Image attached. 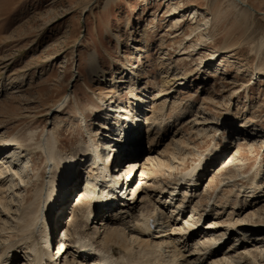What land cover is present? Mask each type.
Masks as SVG:
<instances>
[{
    "label": "rangeland",
    "instance_id": "374dc122",
    "mask_svg": "<svg viewBox=\"0 0 264 264\" xmlns=\"http://www.w3.org/2000/svg\"><path fill=\"white\" fill-rule=\"evenodd\" d=\"M233 1L0 0V142L16 137L28 150L17 163L18 206L36 212L47 182H56L58 167L46 163L45 142L51 131L61 155L69 156L88 141L86 129L93 132L96 149L104 136L119 135L116 121L124 126L127 115L141 134L137 168L128 183L144 207H159L199 160L210 161L205 162V173L195 177L202 204L216 196L221 181L226 184L217 203H227L222 219L232 211L234 200L242 201L252 192L259 195L248 180L259 170L255 182L264 179V0ZM160 88L168 93L164 106L152 100ZM64 100L60 112L55 111ZM101 103L103 109L117 107L120 118L106 120L114 114L105 116ZM151 115L157 123L165 121L166 133L157 154L151 155L160 166L146 165L143 159L150 135L158 132L145 125ZM242 123L245 128L239 132ZM217 147L221 153L215 155ZM112 153L103 157L111 158ZM89 160L77 165L83 179L63 208L69 214L57 237L68 231L78 195L95 184L87 170ZM118 160L128 162L121 156ZM117 182L125 183L123 172ZM0 195L10 199L7 192ZM192 206L185 219H190ZM245 216L264 226V199L236 219ZM3 219L0 216V222ZM0 234H5L2 223ZM236 243L231 239L226 246ZM260 249L257 257L263 260L264 247Z\"/></svg>",
    "mask_w": 264,
    "mask_h": 264
},
{
    "label": "bare ground",
    "instance_id": "6f19581e",
    "mask_svg": "<svg viewBox=\"0 0 264 264\" xmlns=\"http://www.w3.org/2000/svg\"><path fill=\"white\" fill-rule=\"evenodd\" d=\"M229 1L235 3L233 0ZM167 96L166 89L160 88L153 94L152 100L164 106ZM64 103L65 100L56 107L55 111L62 109ZM101 107L102 109L104 107L102 103ZM102 111L114 114L112 118H105L106 120L117 119L120 115L119 109L117 107L114 109L110 105ZM80 115L81 122H84L83 128H87V121L82 114ZM105 116H109V113ZM127 116H124V126L118 125L119 122L116 121L118 136L121 138H118L119 141L113 140L115 136L118 137L117 134L114 138H108L107 135L102 142L99 144L97 142L95 149L93 132L84 129L90 138L78 144L69 156L61 155V146H58L54 132L48 134L45 142L49 144L46 146V163L47 167H58V177L54 183L50 180L47 182L50 186L46 185L43 201L41 200L39 209L37 208L34 213L28 208L29 206L26 208L18 206V199H14V192L19 188L16 182L20 180L17 163L28 150L19 146L16 137L0 142V192L4 194L7 192L10 195V199L0 195V216L6 218L0 222L5 233L0 234V241H5L0 248V264H259L263 262L264 259H260L261 256L257 257V255L262 252L260 248L264 247V226L257 220L250 221L247 216L245 219H236L264 199V179L255 182L261 173L260 170L252 180L250 178L248 180L249 183L250 181L254 183L252 187L255 192H259V195L256 196L252 192L244 196L242 201L234 200L232 211L228 212L225 219L222 217L225 216L227 203H223V206H218L217 203L222 187L226 184L221 181L215 187L216 196L208 198L206 204L201 203L203 198L198 194L201 185L195 177L205 173L203 168L205 162L209 160L205 162L199 160L194 168L184 173L182 178L184 177L185 180L174 184L169 196L159 207L158 205H153L151 208L149 205L144 207L145 204L142 205V201L136 199L137 191H132L128 183L131 174L137 168L141 134L139 137L137 127L133 125L131 117ZM163 123H165L163 120L157 123L153 115L145 123L146 126L158 128V132L150 135L149 138L147 155L143 158L146 165L160 166L159 160L152 158L151 155L157 154L159 139L166 133ZM244 128V123L238 124L239 132ZM114 141L117 143L111 145ZM118 143L123 146L120 147ZM262 143L263 147L264 139ZM106 150L108 154L114 151L113 158L103 157ZM214 151L215 155L221 153V148H214ZM215 155L212 154V159ZM118 156L128 162L123 164L118 160ZM87 157H90L88 173L93 174L95 184L92 187L89 185L86 192L78 195L70 211L68 231L57 237L65 213L69 214L63 208L71 195L77 191L76 187L82 178L80 166L77 168V165ZM97 159L104 164L102 168L96 166ZM111 164H114L115 168H120L109 170ZM122 172L125 183L119 185L117 178L121 177ZM234 181L235 179L229 180L231 183ZM117 189H120L119 192L125 189L123 198L117 195ZM158 191H161L160 194H165L163 189ZM248 198L252 200L251 203ZM87 201L90 204L86 205ZM194 201H197L195 205H193ZM191 206L190 219H185V212ZM213 207L216 209L213 210ZM58 210L59 213L56 212ZM232 215L236 220L232 219ZM97 218L102 220L96 222ZM206 219H208L207 223H205ZM231 239L239 243L226 246ZM223 248L226 250L224 251Z\"/></svg>",
    "mask_w": 264,
    "mask_h": 264
},
{
    "label": "water",
    "instance_id": "95a60500",
    "mask_svg": "<svg viewBox=\"0 0 264 264\" xmlns=\"http://www.w3.org/2000/svg\"><path fill=\"white\" fill-rule=\"evenodd\" d=\"M238 3H240V2H238ZM249 8V7H248ZM250 10H251V8H249Z\"/></svg>",
    "mask_w": 264,
    "mask_h": 264
}]
</instances>
